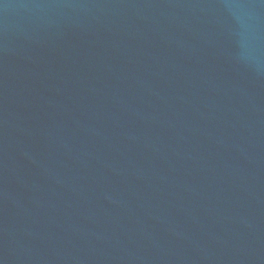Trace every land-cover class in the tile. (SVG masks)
Returning <instances> with one entry per match:
<instances>
[{"label":"water","instance_id":"obj_1","mask_svg":"<svg viewBox=\"0 0 264 264\" xmlns=\"http://www.w3.org/2000/svg\"><path fill=\"white\" fill-rule=\"evenodd\" d=\"M0 264H264V0H0Z\"/></svg>","mask_w":264,"mask_h":264}]
</instances>
